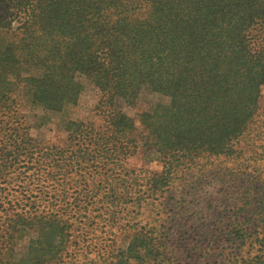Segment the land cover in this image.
Segmentation results:
<instances>
[{"label":"trees","instance_id":"16d2710c","mask_svg":"<svg viewBox=\"0 0 264 264\" xmlns=\"http://www.w3.org/2000/svg\"><path fill=\"white\" fill-rule=\"evenodd\" d=\"M78 75L101 93L102 128L68 120L62 145L34 141L18 97L61 110L77 100ZM263 86L264 0H0V221L2 209L13 212L0 264L9 261L1 240L17 223L38 222L24 264H72L74 233L85 237L103 213L109 220L152 200L198 160L255 164ZM144 90L168 102L141 112L136 132L115 102ZM139 150L160 170L139 175L129 164ZM232 205L230 240L255 249L235 264H264L263 192L243 189ZM127 233L109 264L158 253L151 231Z\"/></svg>","mask_w":264,"mask_h":264},{"label":"rangeland","instance_id":"374dc122","mask_svg":"<svg viewBox=\"0 0 264 264\" xmlns=\"http://www.w3.org/2000/svg\"><path fill=\"white\" fill-rule=\"evenodd\" d=\"M76 78L82 85L77 100L61 110H47L31 104L27 96L18 97L20 112L26 119L28 134L34 141L62 145L68 134V120L82 121L102 128L104 107L97 105L101 93L84 76L78 75ZM167 102V97L144 90L133 103H126L119 98L115 104L135 120L138 132V115L143 111H151L159 103ZM259 105L264 115V86ZM252 137L255 135L250 132V138ZM259 142H264V139L261 138ZM135 154L129 164L134 168H141L139 175H143L145 170H160V165L152 159L150 153L139 150ZM256 157L258 159L255 164L245 167L240 160L200 159L195 166L189 167L188 173L181 178H174L152 200L143 201L138 207L126 204L125 208L121 207L117 215L115 213L109 220H106L107 213H103V217L94 218L88 228L91 230L85 237H76V233L72 237L78 241L71 254L72 264H109L116 253L118 257L121 256L119 251L129 239L127 232L136 226H143L145 230L151 231L154 244L159 246L158 253L155 251L146 256L141 264H152L153 258L156 259V264H235V258L251 256L255 249L247 243L241 244L239 239L230 240L228 232L233 217V198L240 196L243 189L249 190L251 194H264V145L257 149ZM257 189L259 190L256 191ZM2 203L3 207H9L7 201ZM3 211L7 215L6 221L3 218L0 221L2 235L9 230L5 224L13 214L11 209H2L1 212ZM91 211L96 213L93 209ZM51 212H55V209ZM79 220L80 216L71 218V221ZM28 222L24 225L17 223L13 227L10 241L1 240L7 246V250L5 247L3 249L4 259L9 260L6 264H24L28 241L36 238L38 226L36 218ZM15 236L19 238L15 239ZM41 241L44 242V239ZM65 258L68 259L69 256ZM130 264L138 263L132 261Z\"/></svg>","mask_w":264,"mask_h":264}]
</instances>
